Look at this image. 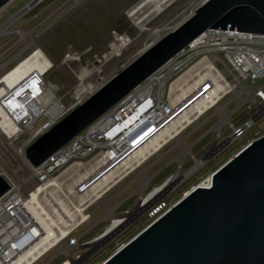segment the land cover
Wrapping results in <instances>:
<instances>
[{
  "label": "rangeland",
  "instance_id": "rangeland-1",
  "mask_svg": "<svg viewBox=\"0 0 264 264\" xmlns=\"http://www.w3.org/2000/svg\"><path fill=\"white\" fill-rule=\"evenodd\" d=\"M30 1L32 0H11L0 9V26L22 10ZM204 1L41 0L10 27V35L0 37V66L3 67L0 79L3 73L11 70L19 61L28 57L32 53L33 47H37L52 64L51 70L43 78L46 92L51 91V87H49L51 84L55 86L56 100L64 108L62 114L58 113L59 117L54 122L56 124L104 83L121 72L159 37L172 31L189 18ZM22 32L26 34L23 37L19 35ZM179 54L181 56L176 66L164 74L159 104L161 109L168 105V91L173 81L193 63L204 58L216 57L217 67L226 71L227 79L230 82L237 79L241 88L247 93L249 92V95L254 90V87L231 67L222 54L206 52V50L191 51L190 47ZM80 81L83 86L89 89V92L76 99L75 92L79 88ZM155 89L156 87L154 91ZM241 96L247 97L243 104H239L232 94L227 95L220 102V106L224 107L225 113L229 115L228 121L222 128L217 129L216 126L221 120L220 115L214 114V110L208 111L201 117L199 126L193 124L181 134L184 143L191 146L192 150L189 153L181 155V146L177 145L176 141H171L161 150L160 158L157 156L149 158L139 170L129 174L103 197L102 202L111 211V216L107 218L104 209L100 208V204L94 203L85 211L86 215L90 216L89 226L80 225L70 236L69 240L75 246L67 247L65 252L54 249L38 264L45 262L57 251L59 252L57 253L58 257L53 264H101L155 219V217L150 218L153 206L165 204L168 209L193 188L208 184L213 172L250 141L264 135L263 118L241 138L231 137V126L239 127L249 116L250 97L244 94ZM118 107H120V103L105 114L108 113L113 117ZM41 111L43 112L36 119L34 128L29 131V135H23L17 140H9L0 134V173L5 172L14 181H17L18 177L20 180L26 178L25 171L19 172L18 170L20 164L25 169L27 168L23 163V158L17 153L19 148L32 138L36 129L51 123L47 111L43 109ZM118 112L122 113V108ZM171 112L162 115L161 119L166 118ZM91 132L94 134L90 136L89 141L86 138V129L78 135L82 139V143L78 147L81 153L76 154L73 160L59 169L58 175H62L63 181L69 179L68 182L71 183V178L77 175L76 168L78 166L75 168L74 164H90L102 153V150H98L94 155L84 156L88 153L90 146L101 147L100 139L104 133L103 129ZM77 137L70 141L65 148L70 146ZM226 139H229L224 143L226 145L223 144L212 150L213 152L209 151L216 141L224 142ZM208 154L210 156L201 168L181 180L173 189L153 200L175 175L184 174L191 167L194 157L201 159ZM98 171L100 170L96 172ZM141 171L144 173V177L139 176L138 173ZM145 179L147 182L144 183ZM137 204L145 205V209L143 208L141 213L135 214L130 220L132 222L128 221L124 224L121 217L134 211ZM114 230L116 231L110 235ZM66 252L71 255V261L64 254Z\"/></svg>",
  "mask_w": 264,
  "mask_h": 264
},
{
  "label": "water",
  "instance_id": "water-1",
  "mask_svg": "<svg viewBox=\"0 0 264 264\" xmlns=\"http://www.w3.org/2000/svg\"><path fill=\"white\" fill-rule=\"evenodd\" d=\"M208 29L264 35V0H205L34 141L27 162L43 164ZM8 190L0 176V197ZM101 264H264V135Z\"/></svg>",
  "mask_w": 264,
  "mask_h": 264
},
{
  "label": "bare ground",
  "instance_id": "bare-ground-1",
  "mask_svg": "<svg viewBox=\"0 0 264 264\" xmlns=\"http://www.w3.org/2000/svg\"><path fill=\"white\" fill-rule=\"evenodd\" d=\"M38 2V0L32 1L22 10L8 19L3 25H1L0 37L10 35V27L18 19L20 20V17L27 11L31 10V8ZM192 14L190 16H192ZM19 35L23 37L26 34L22 32L19 33ZM189 47L191 51L206 50V52H209L210 50H213L211 49V46L207 44L204 37L197 38L189 45ZM180 56V54L175 55L166 64H164L156 72L150 75L144 82L137 86L120 103L121 108H123L124 106L133 107L134 103H138L143 98L145 99L146 97H150L153 100L154 104V108L151 111L147 112L144 115L143 110L146 106L140 108L136 112L137 114L134 116V118H137L139 116L138 120L134 121V119H130L128 123L123 125V127L116 128L108 133L105 138L107 137L111 141H109V143L106 145L102 143L100 144V148L102 150V153L100 155L94 158V160L90 164L84 165L76 163L73 165L74 167L78 166V168L75 167L77 169V175L75 174L76 176L71 178V183L68 182L69 179L67 181L64 180L60 182L61 180H63V178H61L62 175H60L58 181L48 180V182H44L43 185H36L30 192V195L27 197V203L25 206L29 210L31 216L37 219L40 223V226L43 228V236L38 241V243L35 244L34 247L30 248L29 251L21 258L19 264H22L23 261H27L28 257H31L33 260L36 259L35 256H40L43 253L42 251H45V249H47V245L48 248L52 245L58 246L60 252H65L67 247L69 246L74 247L75 244H73V242L69 240L71 238V234L80 225L86 224L87 226H89V224L91 223L89 221L90 216L86 215L85 213L88 207H90L94 203H98L100 204V208L104 209L107 218L108 216H111V211L107 209V206H105L104 202H102V199H104L103 197L106 196V194L110 190H112L113 187L119 185L122 180L132 172L139 170L141 168V165L144 164L152 156H157V158H160L162 155L161 150L171 141H176V144L181 146V155L189 153L190 150H192L190 149L191 146L184 143V138L181 137V134L193 124L199 126L201 124V117L204 116L208 111L214 110V114L220 115L221 120L216 126L217 129L222 128L225 122L228 121L229 115L225 113L224 107L220 106V102L227 95L232 94L233 97L237 99L239 104H243L247 98L245 96V98L242 97L241 94L249 97V92L247 93L246 90L241 88L240 83L237 79H234L233 82H230L227 79L226 71L217 67L216 57L204 58L193 63L181 76L174 80L170 85L168 91V105L164 106L163 108L169 109L170 112L174 108H176V110H173L166 118L162 120V115L164 116L166 114L165 109L159 108L163 87L162 82L165 78L164 74L166 71H169L171 68H174L176 66ZM51 68V62L37 47H33V51L28 57L19 61L11 70L3 73L0 79L1 135H4L9 140H12L15 137V135H13V133L11 132L9 126L11 121H14L9 114V110L16 107L15 111L21 115L24 112V109L22 108L20 102L26 105V113H28L29 115L37 116L40 115L41 112H43L41 111V109H43L44 111L46 110L47 115L50 117L51 124H53L59 117L58 113H63L64 108L59 102H57L55 97V93L57 92L56 87L51 84L49 86L51 87V91L49 93H47L48 91L46 92V85L43 78L46 74H48ZM0 72H3V67L1 66ZM155 87L156 89L154 91ZM28 88H30L31 90L29 91ZM88 90L89 89H87V87L83 86L82 81H80L79 88L75 92L76 99H79L82 94H87L89 92ZM31 93L35 95V98L30 101L27 100V98L29 95H31ZM152 93L153 95H150ZM7 100L9 101L6 104L5 101ZM188 101L191 102L184 107L183 105H185ZM179 108L183 109L175 114L174 117H172L174 112ZM116 112L118 111H115V113ZM171 117L172 119H170ZM113 120L114 118L111 117L108 113L104 114L102 117L96 120L86 129L87 140L89 141L90 136L94 134L91 131H101V129H103V131L106 132ZM159 120L162 121L157 123V121ZM132 121L134 122L132 123ZM142 121V126L139 128L138 132H135L136 129H138V123ZM149 121L151 123L146 126L147 124L145 123ZM150 127H154L153 130L146 135L144 134L136 141L132 140L136 136H131V141H129L127 144V147L131 149V151L127 152L124 157L120 156L122 159L120 157V159L116 158L115 161L113 160V164L112 162H110L112 165L108 167V165L110 164L109 163L108 165H106L107 167H104V165L108 163L106 161L111 155L110 151H115V153L118 154L121 150H123L125 135H130L133 133V135H136V133H139L138 135H140ZM116 134L119 135L114 138ZM112 138L115 139L114 142L112 141ZM229 139L224 140V142L216 141L212 149L209 151L221 147ZM81 143L82 139L78 136L70 146H67L66 148L64 147L60 151V153H58L57 157H60L62 160L76 157V154L81 153L78 149ZM17 153H19V151ZM208 156L210 155L208 154L201 159H196L194 157L191 167L184 174L175 175L167 184V186L163 190H161L153 200H156L163 194L167 193L169 190L173 189L184 178H187L188 176L195 173L207 162ZM97 170L100 171L96 172ZM92 174L94 175L89 179ZM138 174L139 176L141 175L142 177H144V173L142 171ZM145 182H147L146 179L144 183ZM210 182L211 177L208 184L198 187H209ZM82 183H89V186L86 187V189L82 193H80L78 191V187L81 186ZM51 187L60 189L62 194L59 196L57 195V197L54 196L50 190ZM42 196H44L52 203L53 210L57 216L56 219H54L50 215V213L43 207V205H41L40 198H42ZM74 196L76 200L73 201L72 199ZM68 206H71V208L69 209ZM144 206L145 205L139 204L134 209V211L128 214H124L121 217L124 221V224L130 221L135 216V214L142 211L143 208L145 209ZM58 222L64 224V227L58 225ZM116 230L111 232L110 235H112ZM62 240L66 242V244L60 245ZM41 248L43 249L41 250Z\"/></svg>",
  "mask_w": 264,
  "mask_h": 264
},
{
  "label": "built area",
  "instance_id": "built-area-1",
  "mask_svg": "<svg viewBox=\"0 0 264 264\" xmlns=\"http://www.w3.org/2000/svg\"><path fill=\"white\" fill-rule=\"evenodd\" d=\"M40 1L41 0H39V2ZM202 37L206 39L207 44H209L211 49H213L209 52L222 54L231 67L234 68L246 82H249L254 87V90L249 95L250 99L248 102V118L239 127L231 126V137L234 139H239L264 118V35L239 31L208 29L197 38ZM189 45L186 48H189ZM28 90L30 91L31 89L28 88ZM34 96L35 95L31 93L27 100H33V98H35ZM8 101L9 100L5 101V103L7 104ZM20 104L24 109V112L21 115L15 111L16 107L9 110V114L14 120L9 124L11 132L13 135H15L12 140H17L23 135H29V131L34 128L36 119L39 116L29 115L26 113V105L24 103L22 104L21 102ZM144 106H146L143 110V114L145 115L154 108L153 100L150 97H146L145 99H141L138 103H134L133 107L124 106L122 108V113L114 112V120L110 123V126L108 127L109 129H107L106 132L102 134L100 141L105 145L108 144L111 140L107 137L105 138V136L112 130L123 127V125L128 123L130 119L134 118V116L137 114L136 112ZM179 109H177V111ZM165 110L166 114L170 112L169 109ZM138 118L139 116L134 118V121L136 119L138 120ZM143 121L138 123V129H136L135 132H138ZM150 123L151 122L149 121L145 124L148 126ZM53 124H44L40 128L36 129L32 135V138L19 148V154L23 158L24 165L27 167L25 169L22 164L18 166L19 172L25 171L26 178L24 180H20L18 177L17 181H14L5 172L0 173V176L4 178L9 186V190L2 197H0V264H19L21 258L41 239L43 236V228L40 226L38 220L31 216L29 210L26 208L25 205L27 203V197L30 195V192L36 185H43L44 182H48V180L58 181L60 177V175H58L59 169L75 158L73 157L62 160L60 157H57L58 153H60V151L65 147L64 146L57 153H55L43 164L36 168L32 167L25 159L26 149L45 132H47L53 126ZM118 135L119 134H116L114 138H116ZM131 136L135 135L130 134L124 136L125 145L123 146V150H121L118 154H116L115 151H110L111 155L106 162L111 161L114 163L113 160L115 161V159L119 158L120 156L124 157L127 152L131 151V149L127 147L128 142L131 141ZM114 138H112L113 142L115 141ZM88 149V153H86L84 156L94 155V153H96L98 150H101L100 147L96 146H90ZM7 167L10 168L8 165ZM62 181L63 180L60 182ZM88 186L89 183H82L81 186L78 187V191L82 193ZM50 190L56 197L57 195L59 196L62 194L60 189H57L56 187H51ZM72 200H76L75 196ZM40 202L41 205H43V207L50 213V215L56 219L57 216L53 210L52 203L44 196L40 198ZM68 207L69 209L71 208V206ZM169 208L166 209L165 204L153 206L151 209L150 218L155 217L154 220H156L158 217L168 211ZM58 225L64 227V224L62 223L58 222ZM62 244H64L63 240L61 241L60 245ZM46 248L47 249L42 251L43 253L40 256H35L36 259L33 260L31 257H28L27 261H23L22 264H38L52 250L58 249V251H60L59 247L56 245H52L49 248L47 245ZM42 249L43 248H41V250ZM58 251L42 264H53L58 257ZM64 254L68 260H72V257L69 253L66 252Z\"/></svg>",
  "mask_w": 264,
  "mask_h": 264
}]
</instances>
